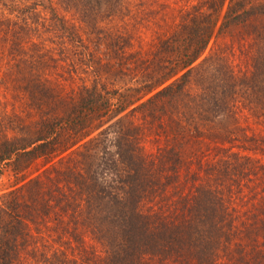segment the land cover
Returning a JSON list of instances; mask_svg holds the SVG:
<instances>
[{
  "label": "trees",
  "instance_id": "1",
  "mask_svg": "<svg viewBox=\"0 0 264 264\" xmlns=\"http://www.w3.org/2000/svg\"><path fill=\"white\" fill-rule=\"evenodd\" d=\"M194 1L179 9L173 30L148 53L126 51L116 35L117 42L104 44L108 59L99 57V46L88 49L58 14L94 26L118 16L124 0H0V40L11 50L32 35L43 44V31L59 32L82 48L76 61L95 75L66 110L49 108L36 119L16 115L14 124L0 117V171L18 176L38 160L44 165L0 196V264H228L219 261L224 250L229 264L264 258V128H250L242 145L232 132L241 122L250 127V118L264 124V23L251 24L264 16V3ZM235 30L252 40L241 66L222 50L198 62L216 32ZM106 35L98 28L93 39ZM14 67L27 69L26 57ZM136 70L142 87L104 88L103 77ZM16 81L23 90H45L33 75L19 73ZM134 103L133 113L163 127L165 141L155 151L140 148L141 126L125 118ZM226 119L234 123L224 126ZM84 148L96 154L91 161L97 156L89 166L74 160ZM257 151L258 158L245 153ZM260 185L262 201L255 203Z\"/></svg>",
  "mask_w": 264,
  "mask_h": 264
},
{
  "label": "rangeland",
  "instance_id": "2",
  "mask_svg": "<svg viewBox=\"0 0 264 264\" xmlns=\"http://www.w3.org/2000/svg\"><path fill=\"white\" fill-rule=\"evenodd\" d=\"M189 2L195 1L124 0V9L122 12L120 11L118 16L113 19L98 21L94 26L84 22L80 16L67 11L60 10L58 15L64 18L65 25L69 28L68 30H72L76 36L82 38L81 41L87 44L88 49L93 46H99L98 51L100 53H98V55L101 58H104V54L108 59L111 57L110 52H106L104 44L116 35L120 36L121 46L125 45L126 51L138 52L142 56L153 48V43L156 42L158 36L166 35L173 30L178 20L179 9ZM263 3L264 0H251V5L254 6ZM48 15L49 14H46V17H49ZM262 23H264V16H257L251 20V24L261 25ZM98 28L100 32L107 33L104 39H93L94 31ZM239 32L235 30L230 34L223 35H218L216 32L198 62L213 53L214 50H222L227 53L232 66L237 69L238 66H241L242 63L247 60L248 55L252 52L250 47L252 40L250 38H245L244 35H247L242 34V30H239ZM43 33L44 36H48V41H43L44 43L41 44V40L39 39L41 36L36 37L32 35L30 42L24 39L21 43L23 46L14 51L9 48L6 41L3 42L0 40V117H10L8 119L9 123H15L16 115L36 119L39 118L41 111L49 110V108L56 107L58 110H66L70 107V102L76 100L78 90H82L83 86L91 88L95 84L93 67L85 66L79 60L76 61L77 55L82 50L81 47L78 48L68 45L66 42L67 38L63 40L59 37V32L50 33L43 31ZM31 34H33V32H31ZM27 36L29 35H25L24 38ZM44 36L43 38H45ZM112 41L117 42L118 38L114 37ZM29 43H37V45L34 46ZM25 57L28 62L27 69L22 68L23 70L21 71L17 70V68L14 67L15 61L18 60V58L24 59ZM104 61L105 59H102V62ZM95 66L97 68H103L102 66ZM136 71L138 72L137 74L127 72L125 76H121L122 78L119 79L115 77L112 78L109 75L103 77V81H101L103 82L104 88L107 90L116 89L123 91L130 87H142V73H140L139 70ZM19 73L33 75L39 78L45 90H23L21 86H19V82L16 81V77ZM194 79L192 78L190 80L193 87V84H196ZM99 87L100 85H98V88ZM139 92V94L142 93L143 95L144 89ZM135 104L136 103L130 104V107L127 109L130 113H128L125 118L141 126L139 130L142 137L139 145L140 148L145 151H155L157 145L163 146L164 144L165 138L162 134L163 127H157L152 121L149 123L148 121L152 120L149 117H146L147 122H144L141 114L133 113L132 109ZM248 121L250 127H246L245 122H241V129H234L232 131L235 136H238V145H242V140L239 138H242L244 133L249 136L253 134L250 128L254 130V133L264 128V124L261 126L254 124L253 118H250ZM233 123L231 119H226L222 124L224 126H231ZM156 134L158 136H156ZM91 135L98 137L97 130H94ZM155 138H159V142L155 141ZM96 141L95 139L92 142V144H94L92 149L97 150L98 153L96 154L98 156L101 148L97 146L98 143H96ZM86 149L88 148L81 150V153L79 155L77 154L74 160L76 159L84 166H89L97 156H94L91 161L90 156H93L95 153L92 150L89 155V149ZM234 150H236V148H234ZM245 153L252 154V157L255 158L261 156L258 151ZM42 161L43 160H38L18 176H15L8 168L4 167V169L0 171V196L8 190L21 185L26 180L35 177V175L44 169ZM245 187L246 184H244L243 192L250 195L251 192ZM255 187L259 192L255 200V203H257L261 196L260 191H262V187L261 185L259 188L257 186ZM237 201H239V199H237ZM247 206L248 204L245 205V207ZM257 237L259 240H262L261 235ZM257 248L261 250L263 249V245L261 244ZM228 253L227 250L220 252L219 261L221 263H230L227 259ZM260 256L261 259H259V264H264L263 254L261 253Z\"/></svg>",
  "mask_w": 264,
  "mask_h": 264
}]
</instances>
